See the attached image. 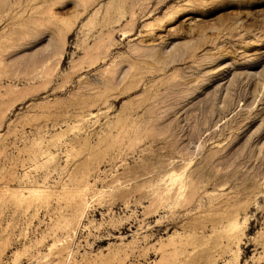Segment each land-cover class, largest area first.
Here are the masks:
<instances>
[{
    "label": "rangeland",
    "instance_id": "obj_1",
    "mask_svg": "<svg viewBox=\"0 0 264 264\" xmlns=\"http://www.w3.org/2000/svg\"><path fill=\"white\" fill-rule=\"evenodd\" d=\"M0 264H264V0H0Z\"/></svg>",
    "mask_w": 264,
    "mask_h": 264
}]
</instances>
